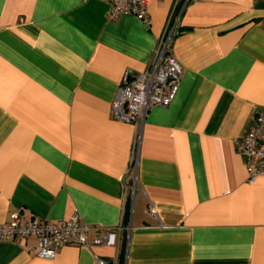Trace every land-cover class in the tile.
Wrapping results in <instances>:
<instances>
[{"label": "crops", "instance_id": "obj_1", "mask_svg": "<svg viewBox=\"0 0 264 264\" xmlns=\"http://www.w3.org/2000/svg\"><path fill=\"white\" fill-rule=\"evenodd\" d=\"M174 1L150 0L148 26L108 20L105 0H0V224L78 212L121 226L115 245L52 259L35 236L0 240V264H264V175L248 181L240 151L264 108V0L187 5L177 93L147 112L134 191L122 181L135 128L111 104L123 73L148 66Z\"/></svg>", "mask_w": 264, "mask_h": 264}, {"label": "built area", "instance_id": "obj_2", "mask_svg": "<svg viewBox=\"0 0 264 264\" xmlns=\"http://www.w3.org/2000/svg\"><path fill=\"white\" fill-rule=\"evenodd\" d=\"M110 4L107 19L114 20L121 14L133 15L148 26L152 21L148 14L150 0H105ZM192 0H175L161 35L157 38L148 66L138 74L126 70L111 104L113 119L131 124L135 136L127 172L122 178L126 190L135 189L138 170L139 138L148 110L153 106H167L175 97L182 76V66L171 52L174 38L182 31L181 17ZM240 151L244 155V166L248 181L264 175V108L253 119L248 132L240 139ZM156 215L155 207L148 210ZM96 232L90 238L91 232ZM102 231V232H101ZM121 226L103 228L86 223L78 212L69 218L45 221L37 218L24 220L19 212L12 214L9 222L0 224V240L16 236L37 237L35 255L52 259L67 244L109 246L117 243ZM95 264L107 261L94 256Z\"/></svg>", "mask_w": 264, "mask_h": 264}]
</instances>
